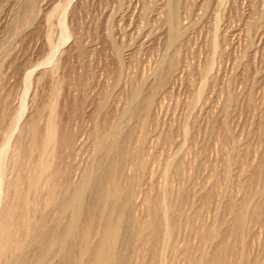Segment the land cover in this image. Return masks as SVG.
Instances as JSON below:
<instances>
[{
  "label": "rangeland",
  "instance_id": "rangeland-1",
  "mask_svg": "<svg viewBox=\"0 0 264 264\" xmlns=\"http://www.w3.org/2000/svg\"><path fill=\"white\" fill-rule=\"evenodd\" d=\"M0 62L1 162L53 102L79 141L73 187L113 162L132 188L127 222L161 201L158 254L122 241L129 264H206L217 230L242 264L264 259V0H0ZM114 129L130 156L99 145ZM248 204L260 214L242 247L228 227Z\"/></svg>",
  "mask_w": 264,
  "mask_h": 264
},
{
  "label": "bare ground",
  "instance_id": "bare-ground-1",
  "mask_svg": "<svg viewBox=\"0 0 264 264\" xmlns=\"http://www.w3.org/2000/svg\"><path fill=\"white\" fill-rule=\"evenodd\" d=\"M54 49L48 57L50 60ZM49 105L51 112L43 129L30 123V127H25L9 146L7 163L0 161V191L3 194L0 203V264H49L57 251L62 254V260L57 264H129L119 250V243L133 240L140 244V256L148 251L158 254L157 240L165 220L161 201H155L145 222L136 218L127 222L128 206L125 202L131 196L132 188L131 184L119 180L118 167L113 162L97 179L87 177L81 186L73 187L72 180L75 181L78 168V137L69 130L60 132L54 113L55 103ZM11 135L4 138L0 133V140L4 139V143H0V155L7 142H11ZM117 136L118 130L114 129L112 139L104 144L102 133L99 145L105 146L113 156L114 153L130 156ZM144 140L145 136H142L140 141L143 143ZM133 162L134 165L142 164L137 158ZM92 191L93 197L89 196ZM176 211L174 207L172 212ZM259 214L249 204L233 211L228 231L242 247L245 242L242 233L250 215L258 218ZM147 231H150L148 237ZM170 234L171 230L170 233L168 230L166 238ZM217 238L219 241L214 250L205 257L206 264H242L245 254L239 251L234 257L236 244L233 245L232 239L225 238L220 230H217ZM136 264L146 263L142 259ZM248 264H264V259L251 260Z\"/></svg>",
  "mask_w": 264,
  "mask_h": 264
}]
</instances>
